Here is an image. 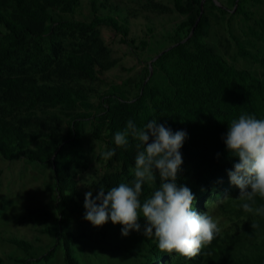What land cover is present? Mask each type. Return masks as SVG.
<instances>
[{
    "label": "trees",
    "instance_id": "1",
    "mask_svg": "<svg viewBox=\"0 0 264 264\" xmlns=\"http://www.w3.org/2000/svg\"><path fill=\"white\" fill-rule=\"evenodd\" d=\"M170 1L176 11L189 16L168 33L172 47L160 53L169 46L163 47L140 77L129 79L136 88L135 94L129 96L107 79L106 72L116 62L98 37V28L106 26L121 35V42L133 45L128 19L118 8L107 1L91 0V19L79 21L66 19L64 15L72 16L80 8L81 0H0V155L6 160L23 158L52 165L57 213L53 229L63 247L64 264H81L73 254V247L83 246L87 236L68 229L74 214L85 215V197L71 173V166L86 165L81 141L84 122L89 120L92 136L104 144V152L115 149L116 154L110 159L99 157L109 172L93 183L95 194L101 185L107 194L111 187L131 183L134 178L138 141L129 138L126 148L114 143L115 132L123 130L129 119L138 126L157 120L174 132L186 131L177 184L189 187L195 194V211L210 215L217 211L215 218L220 228L209 245L189 258L161 251L154 237L143 234L147 222L141 217V231L130 232L144 243L143 250L130 251L132 255L143 254L139 264H264V216L240 207L239 189L230 183L227 174L238 158L227 151L223 140L228 124L240 114L264 118V80L248 69L230 64L208 46L205 38L208 18L204 11L199 15L202 0ZM248 1L260 4L264 0H229V4L232 8L236 4L234 12L249 20L251 12L245 8ZM206 5L222 14L228 12L214 0H204L202 6ZM100 8L104 11L100 12ZM257 24L264 39V19ZM67 28L80 39H86V43L80 48L64 47L59 36ZM253 34L258 36L257 31ZM235 41L239 54L250 57L264 71V56L245 49L237 38ZM140 44L146 46L144 41ZM23 53L31 54L34 60L42 54L44 67L49 69L38 76L17 71L14 63ZM157 76L162 80L156 79ZM73 79L84 84L68 83ZM90 84L105 88L100 90ZM91 95L95 100H91ZM41 105L72 111L44 115L34 112L31 117L18 119L7 117L10 109L35 111ZM62 125H66L64 133L58 130ZM152 193L153 188L145 184L141 201ZM256 200L257 206L264 205V199ZM254 223L256 228L251 226ZM51 229L45 228L43 232ZM10 241L23 248L26 255L32 247L31 242L23 239ZM55 250L52 246L42 258L49 260ZM33 259L19 261L29 264ZM0 264H3L1 256Z\"/></svg>",
    "mask_w": 264,
    "mask_h": 264
},
{
    "label": "rangeland",
    "instance_id": "2",
    "mask_svg": "<svg viewBox=\"0 0 264 264\" xmlns=\"http://www.w3.org/2000/svg\"><path fill=\"white\" fill-rule=\"evenodd\" d=\"M104 1L118 8L119 12L127 17L129 37L134 40L133 45L128 46L121 42V35L111 28L106 26L98 28V37L109 50L111 59L116 62L106 72V77L131 96L135 94L136 88L129 79L140 77L155 54L163 47L169 46L168 33L189 14L176 11L170 0H98V3ZM217 2L223 4L228 12L222 14L207 5L202 6L208 18L205 28L208 46L223 55L230 64L248 69L264 80L261 66L250 57L241 56L235 41L237 38L245 49L264 56V39L257 24L258 20L264 19V1L260 4L248 1L245 4V8L251 12L249 20L235 13L229 0ZM103 11L100 8V12ZM64 18L90 20L91 0H81L80 8L72 16L64 15ZM253 31H257L258 36L253 34ZM59 41L68 48H80L86 43V39H80L77 33L68 28L61 31ZM143 41L146 42L145 47L140 44ZM44 47L45 45L43 50ZM18 59V62L14 63L17 71L24 70L38 76L41 71L49 69L44 67L42 54L34 60L31 54L23 53ZM158 78L159 81L162 80L161 77L157 76L156 79ZM68 83L74 86L84 84L78 79L69 80ZM98 88L103 90L105 87ZM91 100H95L94 95H91ZM10 111L7 117L18 119L24 116L31 117L34 112L44 115L45 112H68L72 109L41 105L35 108V111L28 108ZM58 130L64 133L66 125H62ZM81 141L86 165L71 166V173L78 180L77 186L81 195L85 197L86 192L92 191L94 197L96 194L93 183L99 181L109 170L99 159L104 153V144L93 138L89 120L84 122ZM53 185L54 173L50 163L41 164L23 158L6 160L0 155V256L3 264H21L19 261L21 258L31 257L35 259L29 260V264H64L63 247L53 229L57 216ZM212 216L217 217V211H213ZM45 228L52 229L43 232ZM68 229L76 234L87 235L83 246L73 247V254L81 264H139L143 260V254L132 255L130 251L137 248L143 250L144 243L133 233L122 236V228L110 220L101 227H94L81 215L74 214ZM12 238L32 243L27 255L23 248L11 243ZM52 246L56 248L53 257L44 260L42 255Z\"/></svg>",
    "mask_w": 264,
    "mask_h": 264
},
{
    "label": "clouds",
    "instance_id": "3",
    "mask_svg": "<svg viewBox=\"0 0 264 264\" xmlns=\"http://www.w3.org/2000/svg\"><path fill=\"white\" fill-rule=\"evenodd\" d=\"M129 138L138 141L134 178L131 183L121 182L111 187L107 194L103 185L95 197L92 191L86 192L84 219L94 227L110 220L114 225H122L121 234L127 236L133 230L141 231L139 220L143 217L147 222L143 234L154 237L161 251L189 258L196 256L212 242L220 228L218 220L208 212L193 209L196 197L192 190L177 184L183 164L180 149L187 138L186 131L174 132L157 120L138 126L129 119L123 130L115 132L114 143L126 148ZM223 140L227 151L238 158L227 174L230 183L239 189L240 207L245 212L264 216V205L257 206L256 200L264 199V118L240 114L228 124ZM115 154V149L102 153L106 159ZM145 184L153 188V193L141 201ZM251 226L257 227L255 223Z\"/></svg>",
    "mask_w": 264,
    "mask_h": 264
},
{
    "label": "water",
    "instance_id": "4",
    "mask_svg": "<svg viewBox=\"0 0 264 264\" xmlns=\"http://www.w3.org/2000/svg\"><path fill=\"white\" fill-rule=\"evenodd\" d=\"M203 1H204V0H202V1H201V4H200V13H199V15H201V13L203 12V10H202ZM214 2H215L217 5H220V4L217 2V0H214ZM235 8H236V4H235V6H234V9H235ZM196 23H197V21L194 23V26L196 25ZM194 26L192 27L191 31L193 30ZM185 40H186V38L183 39L181 42H183V41H185ZM171 47H172V45H170L169 47L165 48V49L162 50L160 53L164 52L165 50H168V49L171 48ZM158 55H159V54H158ZM158 55H156L155 57H157ZM150 71H152V70H151V67H150Z\"/></svg>",
    "mask_w": 264,
    "mask_h": 264
}]
</instances>
